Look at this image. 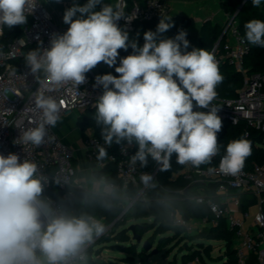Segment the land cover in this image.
<instances>
[{"label": "clouds", "instance_id": "1", "mask_svg": "<svg viewBox=\"0 0 264 264\" xmlns=\"http://www.w3.org/2000/svg\"><path fill=\"white\" fill-rule=\"evenodd\" d=\"M251 3L259 7L262 0ZM37 5L38 0H0V29L26 25ZM125 8V0L115 5L103 0L73 3L63 15L67 30L53 33L49 47L25 54V66L39 84L32 109L38 115L35 126L20 131L15 142L45 143L64 103L48 93L64 88L75 95L89 71L101 62L115 66L119 50L131 47L132 54L115 67L118 75L95 78L103 89L94 104V118L104 144L119 146L125 155L136 147L129 157L133 169L137 164L146 168L151 160L159 171H169L173 156L177 164L197 170L211 165L221 152L218 134L223 127L220 108L212 103L223 80L214 53L195 47L189 51L184 29L162 38L174 26L170 17H162L155 32L144 33L142 46L129 43L128 32L118 22H130L135 15L126 16ZM244 28L247 42L264 48V20H249ZM97 148L95 163L87 171L63 167L52 174L41 172L32 160L21 161L18 154H0V264H92L90 249L108 226L91 208L126 214L138 206L154 207L163 224L187 229L188 210L215 207L211 197L195 192L185 195L182 208L170 193L154 200L149 193L159 184L148 172L141 173L136 192L130 194L103 171L108 151ZM251 152L252 143L244 136L231 140L220 158L219 173L239 176ZM207 172L213 175L217 168L208 167ZM52 184L66 189L59 200L45 195Z\"/></svg>", "mask_w": 264, "mask_h": 264}, {"label": "built area", "instance_id": "2", "mask_svg": "<svg viewBox=\"0 0 264 264\" xmlns=\"http://www.w3.org/2000/svg\"><path fill=\"white\" fill-rule=\"evenodd\" d=\"M117 2L118 0H115L114 5ZM125 3V15L134 14L135 18L130 22L125 19L118 22L124 30L131 31L134 21L159 22L162 17H166L165 6L161 0H143L141 3L134 1L130 5L125 0ZM28 19L29 23L21 28L20 35L10 40L5 37L3 27L0 29V154L5 156L9 153L18 154L21 161L24 158L32 160L37 163L41 172L52 174L63 167H75L72 150L59 139L52 127L48 129L45 143L40 146L24 144L19 140L15 142L20 136V131L35 126L38 115L32 109L33 93L39 84L25 66L24 57L29 50L49 47L52 34H63L68 27L60 26L59 19L41 0H38L37 7ZM222 38H224L222 44L218 43V39ZM218 39L210 51L214 53L219 65L226 63L240 72L243 82L235 98H215L212 103L220 108L218 115L222 121L236 125L243 120L248 128L264 132V74L246 73L243 66L249 48L237 30L233 17L228 16ZM96 76L98 75L92 70L89 71L85 83L79 86L75 95L64 88L48 93L58 102L61 100L64 102L60 117L76 110L83 112L86 108L94 106L103 91L102 86L96 85ZM247 136L248 132L245 133V137ZM83 145L85 160L91 166L98 155L97 145L107 148L104 141L95 137L90 129L84 131ZM129 152L130 148L125 155L119 147L116 153L108 154L109 158L103 162L104 168L108 163H113L119 183L126 188L129 186L137 188L142 172L152 173L156 179L158 166L154 163L151 172L140 168L139 164L133 169L129 166ZM223 154L224 152L220 153L212 160L210 167L217 168L213 175L208 174L207 168L201 167L197 170L182 166L180 173L191 183L198 184L195 193L211 197L215 205L214 208L205 205L208 210L207 216L184 218L189 227L182 229L183 235H198L217 227L219 221L224 220L226 227L234 236V253L232 261H229L225 250L220 247L218 250L222 258L220 264H264V161L261 164H254L250 169L244 168L239 176L232 177L218 171ZM57 187L63 197L66 189ZM210 187H214L213 192H206ZM49 188L50 185L46 187L45 195ZM186 264L205 263L199 257H195Z\"/></svg>", "mask_w": 264, "mask_h": 264}, {"label": "trees", "instance_id": "3", "mask_svg": "<svg viewBox=\"0 0 264 264\" xmlns=\"http://www.w3.org/2000/svg\"><path fill=\"white\" fill-rule=\"evenodd\" d=\"M244 0H220L221 8L224 12L229 16L233 17L236 14V18L234 19L236 22V28L241 34V36L245 38V28L244 25L247 21L252 19H260L264 20V0L259 7H253L251 0H246L241 8V4ZM169 22L174 23V26L162 34V38H172L174 37L179 29L186 30L187 34V26L188 20L181 17H172ZM29 23V19L27 24ZM158 21L156 20H147V21H134L132 27L134 28V32L140 35V41L144 43V33L148 30H152L155 32L156 27L158 25ZM26 24V25H27ZM22 26H14L12 28H8L7 26H3L4 34L7 39H11L15 36H19L21 33ZM221 31L218 26L211 24L210 22H205L200 28L199 31V39H198V48H205L207 50H211L216 40L219 38ZM187 39L189 40V34L187 35ZM224 41V38L220 40V43ZM247 42V40H246ZM249 52L244 61V69L248 75L253 73H261L264 74V48L250 45L248 42ZM189 50V49H188ZM190 51V50H189ZM129 54H132V48L129 47L127 51L121 49L119 50V57L117 59V64L115 66L109 67L108 65L101 62L104 68H108V71L102 70L99 75L104 74H112L118 75L115 72V67L119 66V59L125 57ZM220 73L223 76L222 82L217 86V97L219 99H233L237 95V91L242 87L243 76L240 72H237L233 66H230L226 63L219 65ZM95 107L86 108L83 111L81 117L77 120V126L81 130L82 133L86 129H90L95 137L100 140L101 138L100 132L101 128L95 122ZM223 127L222 130L218 134V140L221 145V152H224V149L227 143L230 140L239 139L242 136L245 137V133L248 132V136L246 139L250 140L252 143V152L251 155L247 158L245 162V169H250L254 164H261L264 161V132H259L254 129L248 128L245 121L241 120L236 125H230L229 123L222 121ZM119 146L113 144L112 147L108 148V154L116 153ZM136 147H131L129 152V157L133 155L136 151ZM202 168H208L210 165L201 166ZM147 171L151 172L154 169V162L149 160V164L146 168ZM183 169L182 165L176 163L175 156H173L171 161V168L169 171L161 172L158 170L156 174V181L159 184V187L153 192L149 193V196L154 200L158 199L160 195H164L166 193H170L173 199L176 202L177 207H184V197L189 192H196L198 187L197 183H191L190 180L185 178L180 172ZM103 171L114 178L119 182L117 174L115 172V166L113 163H108ZM214 187H210L206 189V192H213ZM128 192L135 193L136 188L129 186L127 188ZM46 195H49L51 198L55 200H59L62 196V192L58 189V187L54 184L50 185V188L46 190ZM246 204L243 205L245 207ZM94 211L98 217H102L107 224V226L111 227V234L109 236H102L98 239L97 244L105 243V242H116V243H125L130 241L129 236L126 233L124 228V224L127 219H149V222H144L140 224H134L135 234L142 237L145 233L152 231V235L147 239L148 242L152 245L155 237H159L156 249L161 251L166 247L178 248L179 250H183V254L180 258V264H186L191 261L195 257H199L205 264H207L198 249H202L206 256L210 253V247L212 246L211 241H217L222 243V248L225 250L226 256L229 258V261H232L233 258V244H234V236L232 231L228 230L226 227L225 221L220 220L217 227L210 228L209 230L203 231L198 235L194 236H186L183 235V230L175 227H168L163 224L156 214V209L153 208H144L138 206L135 210L130 211L122 216H119L120 213H109L99 208H91L89 209ZM208 215V210L206 206L201 207L198 210L192 211L188 210L184 214V218H199ZM122 226L121 229L116 230L117 227ZM207 241V244L199 241ZM195 242V250H192V244L189 245L187 242ZM116 243L111 244L113 247L120 248ZM180 247V248H179ZM129 252L130 247H123ZM149 257V253L144 250H140L137 253V258L139 260V264H147V259ZM125 260H130V257H127ZM93 264V263H92Z\"/></svg>", "mask_w": 264, "mask_h": 264}, {"label": "crops", "instance_id": "4", "mask_svg": "<svg viewBox=\"0 0 264 264\" xmlns=\"http://www.w3.org/2000/svg\"><path fill=\"white\" fill-rule=\"evenodd\" d=\"M41 1L48 6V8L54 14V16H56L59 19V22L62 21L58 16V14L50 7L51 0H41ZM58 1H63V0H58ZM114 1L115 0H103L104 3H110L113 5H114ZM134 1L139 3L143 2V0H126L128 5H130ZM161 1L165 6L166 17H170V18L181 17L188 20L187 31L189 34V41H190L189 50H191L192 47L198 48L199 31L203 23L210 22L211 24L218 26L219 30L222 32V29L227 22L228 15L221 8L220 0H161ZM95 10L99 11L100 9L96 7ZM126 31L128 32L129 35V43L135 41L137 42L138 46H142L143 42L140 41V35L134 32V28L131 31L128 30ZM101 69L108 71V68L107 69L104 68L101 63L98 64L94 69H92V71L95 74L99 75L100 71H102ZM82 114L83 112L80 110H76L68 114H65L64 116L60 117L61 118L60 121L57 123L55 127L52 128L56 133V135L59 137V139L65 140L64 144L67 145L72 150L74 166H79L80 169L87 171L91 167V165L88 164L85 160V149L83 145L84 133H82L79 127L77 126V120L79 117L82 116ZM72 133L78 134L77 135L78 138L76 139V142H71V140H69V137ZM100 244H101L100 246H106L103 248L102 251L107 250L108 248L114 249L113 246H111V244L110 245H107L108 243H100ZM120 248L122 249L123 247ZM195 249L196 248H192V250ZM198 251L200 252L204 261L208 259L204 255L202 249H198ZM133 253H134V257L138 260L137 253H135V251ZM90 257H91V262L93 264H98V263L101 264L96 260L99 259V261H101L102 258H103L102 260H105L107 264H117L115 261H113L114 259L116 260L118 259L120 261L123 260V258H118L115 256H104L101 258V256L96 254L94 251L90 252ZM129 257L130 260H125V263L134 264L135 259L131 256ZM212 257L213 255L209 259H212ZM217 257L220 259L219 251L217 253ZM137 264H139V260ZM168 264H176V263L172 262ZM179 264H180V260H179Z\"/></svg>", "mask_w": 264, "mask_h": 264}, {"label": "rangeland", "instance_id": "5", "mask_svg": "<svg viewBox=\"0 0 264 264\" xmlns=\"http://www.w3.org/2000/svg\"><path fill=\"white\" fill-rule=\"evenodd\" d=\"M87 2V0H63V1H58V0H51V5L50 7L52 8V10H54L58 16L60 17V19L62 21L59 22V25L60 26H66V24L63 22V15H64V11L71 7L73 5V3H77L81 6H83L85 3ZM100 5L97 6V8L100 9ZM79 15V14H77ZM68 26V25H67ZM61 119V118H60ZM60 121V120H59ZM58 121V122H59ZM78 134L76 133H72L69 137V140H71V142H76V139L78 138L77 136ZM61 141L63 143H65V140L61 139ZM67 142V140H66ZM150 220L149 219H127V221L125 222L124 224V228L126 230V233L128 234L129 236V240L128 242H123V243H116V242H112V243H116V245H119L120 247H130L131 245V248L129 249L130 251H135V253H138L140 250H141V246H142V242L147 240L151 235H152V231H149L147 233H145L142 237H141V244H137L135 241L132 240L131 238V233L128 231V227L130 225H134V224H140V223H144V222H149ZM122 226H119L116 228V230H119L121 229ZM111 230L112 228L108 226L107 228V231L104 235L102 236H109L111 234ZM101 236V237H102ZM100 238V237H99ZM98 238V239H99ZM158 238L159 237H155V240L152 244V247L153 248H156V244H157V241H158ZM98 239L96 240L94 246L90 249V252L94 251L96 254H98L99 256L104 257V256H115V257H118V258H123L122 261L120 260H116L114 259L113 261H115L117 264H126L125 263V259L129 256L133 257L135 260H134V264H137L138 263V260L134 257V253L132 254V252H129L128 250H126L125 248H117V247H113L114 249H111V248H108L107 250H103L104 247L106 246H100L101 244H97V241ZM189 245L193 244L192 247L195 248V244H196V241L194 242H189ZM199 242H203L204 244H207V241H199ZM105 243H108L107 245H110L112 243H109V242H105ZM212 246L209 248L210 249V253L208 256H206V254H204L208 259L205 260V262L207 264H220L222 263V258H218L217 257V253H218V250L219 248L222 246V243L221 242H217V241H211L210 243ZM180 248V247H179ZM183 250H179L178 248H174L172 249V247H166V248H163L161 251H159L157 254L155 255H152L149 253V257L147 259V264H168V263H172V262H175L176 264H179V260L183 254ZM102 253V254H101ZM213 255L212 259H209L211 256ZM94 257V255H93ZM103 259V258H102ZM99 261V259H97L96 261L97 262H100L101 264H107L105 262V260H102ZM96 262V263H97ZM99 264V263H98Z\"/></svg>", "mask_w": 264, "mask_h": 264}, {"label": "water", "instance_id": "6", "mask_svg": "<svg viewBox=\"0 0 264 264\" xmlns=\"http://www.w3.org/2000/svg\"><path fill=\"white\" fill-rule=\"evenodd\" d=\"M246 0H244L245 2ZM244 2L241 4L239 8H241L244 4ZM236 18V14L233 16V19ZM220 42V39H218V43ZM123 214H120L119 216H122ZM128 231L131 233V238L133 241H135L137 244H141V237L135 234L134 231V225H130L128 227ZM141 249L144 250L145 252H148L152 255H155L158 253V250L156 248H153L152 245L148 242V240H145L142 242Z\"/></svg>", "mask_w": 264, "mask_h": 264}]
</instances>
